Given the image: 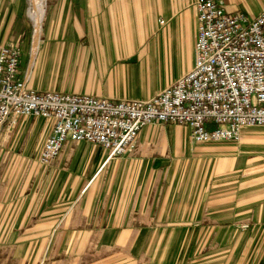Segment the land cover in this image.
Returning <instances> with one entry per match:
<instances>
[{"label": "crops", "instance_id": "0c3cea01", "mask_svg": "<svg viewBox=\"0 0 264 264\" xmlns=\"http://www.w3.org/2000/svg\"><path fill=\"white\" fill-rule=\"evenodd\" d=\"M196 1L48 0L36 51L21 47L26 88L151 99L192 67ZM52 125L20 117L0 137V264H264V131L193 144L187 126H145L124 156L68 141L44 166Z\"/></svg>", "mask_w": 264, "mask_h": 264}, {"label": "built area", "instance_id": "2783aa9c", "mask_svg": "<svg viewBox=\"0 0 264 264\" xmlns=\"http://www.w3.org/2000/svg\"><path fill=\"white\" fill-rule=\"evenodd\" d=\"M195 7L191 69L147 101L27 89V74L19 71L21 46L4 44L0 137L7 136L20 117L52 120L39 155V163L48 166L68 141L99 146L111 158L124 156L145 126H187L193 144L238 142L244 128L264 127V9L250 17L226 12L221 0H197Z\"/></svg>", "mask_w": 264, "mask_h": 264}, {"label": "rangeland", "instance_id": "374dc122", "mask_svg": "<svg viewBox=\"0 0 264 264\" xmlns=\"http://www.w3.org/2000/svg\"><path fill=\"white\" fill-rule=\"evenodd\" d=\"M5 2L8 5L7 8L9 9L6 12L7 19L10 16V13L12 11H15V7L18 4L17 5L18 8L16 10L17 12L16 16L15 17L13 16V18L11 17V20H10V23L11 22L12 23L11 24L8 23V20H6L5 22L4 26L5 28H8L9 30L6 32L5 40L12 41V43L18 44L23 49H26V51H28L29 49L32 48V42H33V36H34V27H33V23L31 22L30 16H29L32 10V2L31 0H6ZM47 3H48V0L45 1L44 14H45V8H46ZM42 24H43V20L41 23L39 41L41 39V34H42ZM244 130L252 132L255 135H260V133L264 131V127H247V128H244Z\"/></svg>", "mask_w": 264, "mask_h": 264}, {"label": "bare ground", "instance_id": "6f19581e", "mask_svg": "<svg viewBox=\"0 0 264 264\" xmlns=\"http://www.w3.org/2000/svg\"><path fill=\"white\" fill-rule=\"evenodd\" d=\"M46 0H31L32 2V10L29 14L30 20L33 23L34 27V36L32 42V53H34L37 49V45L39 42V35L41 31V23L44 16V6Z\"/></svg>", "mask_w": 264, "mask_h": 264}]
</instances>
